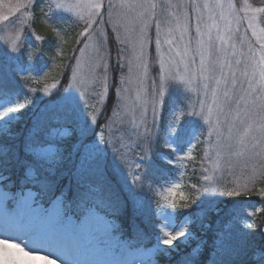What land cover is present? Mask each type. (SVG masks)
<instances>
[{"label":"rangeland","instance_id":"1","mask_svg":"<svg viewBox=\"0 0 264 264\" xmlns=\"http://www.w3.org/2000/svg\"><path fill=\"white\" fill-rule=\"evenodd\" d=\"M21 2L24 0H4L5 4ZM90 2L95 0H33L26 12L15 14L9 21H0V74H11L12 71L26 83L25 93L0 100V135L9 133L21 110L28 102L32 103L29 110L30 126L23 148L35 160L34 165L27 170L31 176L41 174L43 177H51L61 159L63 142L70 129L63 121L51 123L50 115L56 112V108L73 110L78 119L80 142H84L80 145L74 173L85 168L100 169L107 158L112 160L122 175L129 194V205L135 210L139 220L146 222L144 196L146 189L152 187L156 197L152 202L155 218L147 223L155 228L156 244L147 249L133 248L131 241L116 231L119 225L113 217L93 208L81 220H76L67 211L68 206L60 195L49 205H44L35 191L27 190L24 193L18 192L14 205L10 206L12 194L3 189L1 184L0 239H14L29 251L38 252L40 256H50L54 264H194L199 245L190 249L188 254L173 255L199 239L188 228L191 216L185 214L178 220L179 206H167L163 195L177 183L181 185L180 191L186 193L184 175L199 141H203L204 146V196H213L207 206L198 208L199 213L203 214L211 209L220 200L219 197L228 193L227 191L239 189L246 181L250 189L257 186L264 177V154L258 148L257 155L253 156L251 136L240 139L247 124H252L253 121L249 118L247 124L243 123L242 119L236 118L237 105H225L224 111L230 115L227 120L224 116L220 117V130L227 143L232 146V151L229 153L225 148L221 152L217 149L215 134L210 136L209 125L199 114L201 101L212 103L211 90H207L206 96L204 85L211 84L215 88V81L206 79L207 73L200 74L199 55L189 53L195 55V63L187 68L185 62L175 55L176 49L183 51L189 42L190 48L196 49V14L192 13L191 26L183 39L180 38L179 31H174L169 36V29L176 28L173 13L178 10L167 5L183 4L188 0H111L117 6L113 13L114 20L117 19L116 14H120L119 33L114 31L113 21H108L109 0H101L103 15L93 16V20L98 21L94 28L102 29L105 33L103 45H100L93 32L85 49V44L81 43L84 36L77 35L67 57L70 58L69 62L63 61L72 41V30H78L77 33L83 30L84 21L80 16L87 15L86 5ZM148 2H154L157 8L155 15L149 17V39L142 65L138 45L139 21L136 19L141 10L121 9L118 6ZM197 2L203 4L205 0ZM207 2L214 4L215 0ZM35 3L38 5L36 10ZM59 3L80 7H60ZM235 3L242 9L245 0H235ZM247 3L252 7H264L252 0H247ZM203 15L207 22L208 11L204 10ZM105 21L108 22L104 23ZM157 22H162L159 54L155 48ZM261 26H264L263 23ZM246 27L247 21L240 28L241 34ZM48 32H53L54 39L46 42L51 53L49 58L43 59L42 44ZM56 32L59 33L58 36L54 34ZM37 35L44 37L38 40ZM117 35L120 39H117ZM216 36V30L213 29L214 48L213 55L209 57L208 36L207 33L204 35L206 64L209 59L223 64L225 60L232 62L240 58L239 54L233 57L230 46L235 44L237 49H241L240 36H233L223 45ZM247 36L255 44L250 29ZM166 39L175 40L171 50L164 43ZM13 44L17 46L13 48ZM81 49L85 50L82 52ZM242 51L247 53V45L243 46ZM161 58L165 62L164 73L160 69ZM46 72L49 73L47 79H40ZM219 75L217 72L216 76ZM224 75H228L227 67L224 68ZM63 78L64 86L56 93ZM45 88L48 91H44ZM222 91L223 85L221 99ZM106 105L107 116L105 123H102L98 119ZM229 123L233 125L231 139H228L227 132ZM89 133L92 134L84 139ZM38 134L46 138L47 145L38 143L41 142V139L35 137ZM210 139L212 143H209ZM158 142L164 144L166 149L157 150L155 143L159 145ZM189 148L191 158H186ZM154 153L163 158L170 174L166 177L167 171L161 172L163 175H159L158 179L145 183L142 181L144 169L154 159ZM76 155L77 153L73 156L74 160ZM3 178L0 176V181ZM256 209H245L244 212L248 215L227 222L217 241L212 264H232L236 258L246 255L249 218ZM177 231H183L184 235L172 245L162 243L166 232ZM163 257L168 260H161ZM0 264H5L2 258ZM27 264H49V261L27 258Z\"/></svg>","mask_w":264,"mask_h":264},{"label":"trees","instance_id":"2","mask_svg":"<svg viewBox=\"0 0 264 264\" xmlns=\"http://www.w3.org/2000/svg\"><path fill=\"white\" fill-rule=\"evenodd\" d=\"M252 1L264 5V0ZM34 8L35 10L38 8L36 3ZM261 17H264V14ZM262 23L264 25V21ZM72 32V41L68 45V53L65 52L66 54L62 58L63 61L69 62L70 58L67 57L75 43L78 30L73 29ZM45 36L46 40L42 44L41 51L43 59L49 58L51 53L46 42L54 39L53 32H48ZM24 85L26 83L23 79L12 71L11 74H0V99L25 93L26 88ZM63 86L64 78L56 93H59ZM111 87H113L112 83ZM111 98L112 93L109 96V103ZM31 104L28 102V105L21 110L18 118L12 123L10 132L0 135V176L4 177L0 183L3 188L13 193L14 196L18 191L34 190L39 201H42L44 205H49L60 195L66 206H68V211L77 220L82 219L88 210L94 208L100 213L113 217L119 225L116 231L124 234L131 241L133 248L147 249L154 246L157 241L155 228L147 223L155 218L152 202L155 201L156 197L152 187L146 189L144 196V210L147 212L145 214L146 222L139 220L135 210L129 205V194L126 192L122 175H120L119 168L112 160L107 158L100 169L96 167L94 169L85 168L79 173H74L80 145H83L84 142H80L81 136L77 127L78 119L73 110L62 107L54 109L56 112L53 115L49 113L51 123L63 121L70 129V133L63 142L61 159L52 172V176L29 175L27 169L29 166L34 165L35 157L25 151L23 141L30 126L29 110ZM107 105L103 108L98 119L99 122L105 123ZM91 134L85 135L84 139ZM35 137L41 139V142L38 143L48 144L43 135L38 134ZM155 146L157 150L166 149L164 144L161 143L159 145L155 143ZM203 152V141H199L195 147L193 158L188 165V170L184 175L183 183L186 191L185 195L188 198L187 203L179 205L177 214L178 220L182 219L185 214H190L191 220L188 223V228L199 239L194 241L191 246L185 247L181 252L173 253L175 256L188 254L190 249L199 245V252L194 264H212L213 254L217 249V241L227 222L248 215L244 212L245 209L264 208V198L260 196H237L226 193L219 197L220 200L217 199L219 201L215 202L211 209L206 210L203 214L199 213L198 208L202 205L207 206L211 201L210 198L213 197L204 196L205 186L202 166L205 157ZM76 153V159L74 160L73 156ZM155 153L153 154L154 159L144 169L145 173L142 181L145 183L158 179L159 175H163L160 174L161 172L167 171L165 173L166 177L170 174L166 162ZM261 188H264V177L257 186L251 188V191L256 192ZM248 229L246 255L236 258L232 264H264V212L258 214L253 212L249 218ZM161 260L166 261L168 259L163 257Z\"/></svg>","mask_w":264,"mask_h":264},{"label":"snow or ice","instance_id":"3","mask_svg":"<svg viewBox=\"0 0 264 264\" xmlns=\"http://www.w3.org/2000/svg\"><path fill=\"white\" fill-rule=\"evenodd\" d=\"M33 3V0H24L21 3H8L5 4L4 0H0V21H9L10 17L17 13L26 12L29 5ZM60 7H80V5H65L64 3H59ZM87 15H81L80 19L84 21V27L81 33L77 35H83L84 40L81 43L85 44V49L87 48V41L92 38L93 32L96 33V38L100 45H103L105 39V33L102 29H95L94 25L98 21L93 20V16H102L103 12L101 9L104 7L101 0H95V2H90L86 5ZM116 7L109 0L107 5L108 9V21H113L114 31L119 33V13H117V19L114 20L113 13L116 11ZM118 7L121 9H140L136 19L139 21V35H138V45L140 48L139 59L141 64L144 63L145 48L148 43V29L150 26L149 17L155 15V9L157 5L154 2L141 3V4H121ZM167 7H175L178 11L173 13L176 18V28L169 29V36L172 35L174 31L180 32V38L183 39L187 35L189 28L191 26V15L194 12L196 14V49L190 48L189 44L185 45L183 51L176 49L175 55L179 56L182 61L185 62L186 68L191 64L195 63V55H189L190 52H194L199 55V72L201 75L207 73L206 79H211L215 81V88L211 87V84H205L204 88L206 90H211L212 103L208 104L207 100L200 102V112L199 114L207 121L209 125V134H215L216 136V147L219 151H224L227 148L228 152L231 153L232 146L227 143L221 130H220V117L224 116L227 120L230 113L225 112V105L231 106V103L237 105L235 114L237 119H242V122L247 124L249 118L252 119V124H247L244 129L243 136L240 137L241 140L246 139L251 136L252 139L250 143L252 144L253 156L257 155L256 149H260L261 153L264 154V26H261L264 17L258 14H264V7H252L245 0L243 8H238L235 0H215L214 4H210L205 0L203 4L197 2V0H188L187 3L167 5ZM208 11L207 22L203 15V11ZM105 21L104 23L108 22ZM247 21V27L244 32L240 33V28L243 26L244 22ZM23 23V22H22ZM161 23H156V33L157 39L155 41L156 52L159 54L161 52V40L159 39L161 32ZM221 24H223V34H221ZM215 29L218 39L223 45L226 41H230L233 36H240L241 49H237L235 44H231L233 49V57L239 54L238 59L229 62L225 60L223 64H219L218 61H213L209 59L206 64L204 48V35L207 33L208 36V53L209 57L213 55L212 49L214 48V42L212 38V30ZM251 30V36L255 38V44L247 36L248 30ZM59 35L58 32L54 33ZM44 36L37 35L36 39H43ZM117 39L120 36L117 35ZM123 42V41H122ZM164 43L171 46L175 44V40L166 39ZM244 45H247V53L242 51ZM258 45V47H257ZM17 44H13L15 48ZM85 49H81L83 52ZM119 55V53H118ZM233 64L235 68H233ZM242 65V67H241ZM106 67V66H105ZM228 68V75H224V68ZM160 69L163 73L165 72V62L163 58L160 60ZM130 67V71H131ZM219 72V77L216 73ZM49 73H45L40 79H47ZM221 85H223V99H221ZM231 85V89H229ZM246 85V87H245ZM238 86V87H237ZM44 91H48L47 88ZM162 91V90H161ZM241 106H243V111H241ZM153 112L155 109L153 108ZM215 118V119H214ZM258 118V119H257ZM228 139L232 138L233 135V125L229 123L227 128ZM209 143H212L211 139ZM186 158H191V148H189L186 153ZM252 178L250 177L249 180ZM181 185L179 183L173 184L166 190V194L163 195V199L167 206L175 208L181 204L187 203V196L183 191H180ZM233 195H244L252 196L257 195L264 198V188L259 189L256 192H252L248 187V182L246 181L239 189H233L227 191ZM183 202V203H181ZM264 212V208H257L255 214ZM184 235L183 231L166 232L165 239L162 241L165 245H172L178 238ZM0 258H2L5 264H27V258H36L49 261V264H54L50 256H40L38 252L29 251L24 245L16 242L14 239H0Z\"/></svg>","mask_w":264,"mask_h":264}]
</instances>
